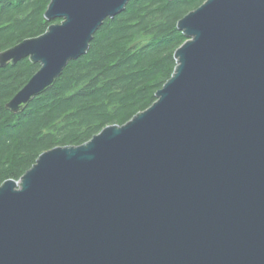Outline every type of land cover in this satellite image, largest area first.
<instances>
[{
  "label": "water",
  "instance_id": "obj_1",
  "mask_svg": "<svg viewBox=\"0 0 264 264\" xmlns=\"http://www.w3.org/2000/svg\"><path fill=\"white\" fill-rule=\"evenodd\" d=\"M130 0H51L61 19L0 53L40 69L19 112ZM157 100L0 186V264H264V0H204Z\"/></svg>",
  "mask_w": 264,
  "mask_h": 264
},
{
  "label": "trees",
  "instance_id": "obj_2",
  "mask_svg": "<svg viewBox=\"0 0 264 264\" xmlns=\"http://www.w3.org/2000/svg\"><path fill=\"white\" fill-rule=\"evenodd\" d=\"M203 1L130 0L104 21L88 52L19 112L7 104L41 65L30 57L0 65V186L19 180L43 152L81 145L150 107L175 71L176 49L187 40L178 22ZM50 2L0 0V53L61 22L46 18Z\"/></svg>",
  "mask_w": 264,
  "mask_h": 264
}]
</instances>
